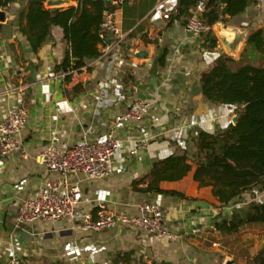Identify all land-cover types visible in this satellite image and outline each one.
I'll return each mask as SVG.
<instances>
[{
  "label": "crops",
  "instance_id": "crops-1",
  "mask_svg": "<svg viewBox=\"0 0 264 264\" xmlns=\"http://www.w3.org/2000/svg\"><path fill=\"white\" fill-rule=\"evenodd\" d=\"M143 1L127 0L115 9L124 40L114 45L116 38L110 35V50L103 54L104 46L99 57L85 58V66L73 72L68 82L64 81L67 71L54 70L66 48L62 29L52 26V39L33 52L16 21L24 0H15L4 10V20L0 21V119L19 104L27 108L28 116L17 134L19 149L0 155V263L10 251L26 264H110L115 253L126 251L132 253V264H138L139 259L164 264H222L233 258L226 254L230 244L222 240L226 233L211 230L210 222L216 214L228 215L233 206L249 201L247 193L242 195V203L221 206L211 187H200L192 172L159 184L181 197L143 193L136 187L145 184L136 186L135 182L154 161L184 144L191 129L214 132L234 124L235 106L207 102L200 92L199 76L220 53L227 54L218 32L239 39V49L231 56L238 58L247 34L264 26V0L225 23L213 24L211 29L219 41L213 51L203 50L202 38L188 32L181 22L152 19L150 12L160 0L146 10L142 9ZM71 4L76 2L67 0L59 6ZM50 72H63L64 76L48 78ZM111 80L121 82V100L115 97L113 84L103 85ZM77 83L82 89L74 92L72 87ZM23 85L25 94L20 96L16 89ZM136 99L152 104L140 120H130L117 130L121 144L113 158L114 171L102 179H88L81 173L67 177L69 186L79 184L82 190L75 216L19 223L16 216L21 201L36 197L45 181L58 177L41 163L43 149L50 144L68 147L80 141L89 127L97 134L106 132L113 117L125 112ZM143 138L148 139L147 145L129 154L133 142ZM261 197L264 190L255 191L254 199L264 201ZM150 200H158L166 209V225L180 235L178 239L160 238L121 224L99 231L81 227L85 215L95 218L101 203L115 212L135 215L138 206ZM194 226L200 229L198 233L190 232ZM257 229L263 233L264 224H251L245 230ZM72 241L80 254L69 256L65 248ZM236 263L246 264V260Z\"/></svg>",
  "mask_w": 264,
  "mask_h": 264
},
{
  "label": "trees",
  "instance_id": "trees-1",
  "mask_svg": "<svg viewBox=\"0 0 264 264\" xmlns=\"http://www.w3.org/2000/svg\"><path fill=\"white\" fill-rule=\"evenodd\" d=\"M15 0H0V9L7 10ZM75 5L47 7L46 0H24L16 14L17 26L26 38L31 51L37 52L52 39V26L62 29L66 44L62 60L54 70L64 67V81L71 80L73 72L80 71L85 58H96L102 48L110 43L109 35L101 25L104 13L114 9L105 0H73ZM127 0H124V5ZM156 0H144L142 9ZM204 1L199 19L208 26L225 23L245 11L259 0H177L168 20L185 24L190 9ZM123 5V6H124ZM0 23V30H1ZM104 33L103 36L100 34ZM200 37L201 47L206 51L218 48V38L209 28ZM75 60V61H74ZM127 77V76H126ZM200 92L203 98L216 105L235 106L237 121L214 132L193 128L184 139V144L154 161L136 187L143 193L182 194L160 188L161 181H176L192 172V178L202 186H210L211 193L221 206L231 202L242 203V195L251 199L242 205L233 206L228 215L221 213L212 217L210 229L233 233L244 225L264 224V201L254 199L255 191L264 190V26L250 31L237 59L220 53L200 73ZM82 89L77 83L74 92ZM131 252H117L110 264H132ZM235 261V260H234ZM249 264H264V248L259 249L248 261ZM138 264H164L139 259Z\"/></svg>",
  "mask_w": 264,
  "mask_h": 264
},
{
  "label": "built area",
  "instance_id": "built-area-1",
  "mask_svg": "<svg viewBox=\"0 0 264 264\" xmlns=\"http://www.w3.org/2000/svg\"><path fill=\"white\" fill-rule=\"evenodd\" d=\"M114 9L104 13L102 29L107 35L115 36L114 45L122 42L125 35L120 30L115 20V9L121 7L124 0H105ZM177 0H160L151 10L152 19H168L170 13L175 9ZM204 1H199L190 9V16L184 24L185 29L195 36H200L211 26L202 22L198 15L204 9ZM101 36L104 33L100 34ZM106 54L110 47L105 46ZM56 76L63 77V72H50L48 78ZM113 84V92L117 99L121 100L122 84L119 81L111 80L103 85ZM26 85L16 90L20 96L25 94ZM151 101L136 99L129 104L125 112L117 114L104 133L97 134L93 127H89L83 134V138L65 148H59L54 144L46 146L40 153L41 163L58 177L44 182L39 194L34 198H25L21 201L16 219L19 223L33 222L36 220H56L63 217H74L75 206L82 197V190L79 184L69 186L67 177L70 174L81 173L88 179H102L109 176L113 171V158L120 148V139L116 135L117 130L123 127L130 120H140L149 110ZM28 116L27 108L23 104L13 106L7 114L0 119V155L7 156L20 147L17 134L24 127ZM148 139L143 138L133 142L129 154L134 155L143 149ZM167 211L158 200L143 202L138 206V213L130 215L115 212L99 204L96 216L85 215L81 227L83 230L99 231L113 227L117 224L127 225L133 228H140L160 238L176 240L180 235L168 228ZM191 233H198V227H191ZM66 255L80 254L75 243L69 242L66 245ZM0 264H26L24 259L14 251H10L6 259Z\"/></svg>",
  "mask_w": 264,
  "mask_h": 264
},
{
  "label": "rangeland",
  "instance_id": "rangeland-1",
  "mask_svg": "<svg viewBox=\"0 0 264 264\" xmlns=\"http://www.w3.org/2000/svg\"><path fill=\"white\" fill-rule=\"evenodd\" d=\"M248 196L250 195L248 194ZM225 214L227 213L225 212ZM247 226L249 225L240 227L236 232L224 234L226 237L222 240L226 242V245L230 244V250L228 249L230 253L226 254H232L235 262L246 260V264H249L248 261L252 255L264 248V232L260 233V229L246 231Z\"/></svg>",
  "mask_w": 264,
  "mask_h": 264
},
{
  "label": "water",
  "instance_id": "water-1",
  "mask_svg": "<svg viewBox=\"0 0 264 264\" xmlns=\"http://www.w3.org/2000/svg\"><path fill=\"white\" fill-rule=\"evenodd\" d=\"M67 0H46L45 5L48 6H59L60 4L64 3ZM4 15L5 12L4 10L0 9V21L4 20ZM218 38L220 42L222 43L223 47L225 48L226 52L230 56H234L236 51L239 49L238 44H239V39L238 38H233L230 36L229 33L226 32H219L218 33ZM75 61V60H74ZM63 70L66 72L67 69L64 67ZM238 116L235 117L234 123L237 121ZM222 264H237L233 258H227L224 260Z\"/></svg>",
  "mask_w": 264,
  "mask_h": 264
},
{
  "label": "bare ground",
  "instance_id": "bare-ground-1",
  "mask_svg": "<svg viewBox=\"0 0 264 264\" xmlns=\"http://www.w3.org/2000/svg\"><path fill=\"white\" fill-rule=\"evenodd\" d=\"M219 33V32H218Z\"/></svg>",
  "mask_w": 264,
  "mask_h": 264
}]
</instances>
